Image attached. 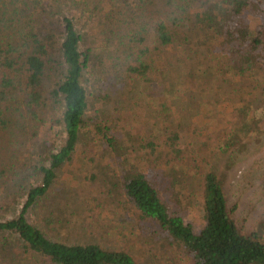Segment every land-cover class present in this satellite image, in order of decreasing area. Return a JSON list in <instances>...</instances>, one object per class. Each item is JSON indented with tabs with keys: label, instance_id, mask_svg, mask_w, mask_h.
I'll return each instance as SVG.
<instances>
[{
	"label": "trees",
	"instance_id": "trees-1",
	"mask_svg": "<svg viewBox=\"0 0 264 264\" xmlns=\"http://www.w3.org/2000/svg\"><path fill=\"white\" fill-rule=\"evenodd\" d=\"M17 1L0 0V264H141L125 246L144 223L192 264H264L263 225L242 232L225 191L229 172L262 144L264 106L230 83L248 78L263 95L264 0H108L101 43L40 1ZM219 119L228 125L216 131ZM90 135L94 150L78 156ZM76 158L97 168L87 177L98 180V205H76L60 181ZM196 184L199 229L182 215ZM112 205L131 224L115 248L96 241L113 239L101 221Z\"/></svg>",
	"mask_w": 264,
	"mask_h": 264
},
{
	"label": "rangeland",
	"instance_id": "rangeland-1",
	"mask_svg": "<svg viewBox=\"0 0 264 264\" xmlns=\"http://www.w3.org/2000/svg\"><path fill=\"white\" fill-rule=\"evenodd\" d=\"M41 5L46 8V12H54L59 17H68L72 19L75 27L79 28L80 34L83 39L88 42L101 43L103 40V34L101 31L107 27L109 19L107 14L113 9V3L108 0H38ZM21 2V0L17 1ZM170 75L164 80L170 79ZM262 76V75H261ZM101 82V81H100ZM254 85L256 82L253 83ZM260 86V84H259ZM264 87V83L261 85ZM238 89L240 93L247 94L249 91L252 93L251 98L253 99L254 106H264V92H260L258 89L253 90L249 85L248 78L245 77H235L230 83V89ZM230 101H224V106H221L222 113H227L230 111ZM148 102L146 101L144 107L135 109L140 113L143 109L148 113ZM109 107V106H107ZM225 110V111H224ZM120 112H124L121 108ZM187 121L189 119H186ZM229 119H219L221 123H217L216 131H220L222 127L228 124ZM194 121V120H193ZM122 123L129 127L131 132L140 131L141 127L138 125V119H124ZM262 126L264 129V119L262 121ZM145 126L144 128L146 129ZM146 132L142 130L139 134ZM206 132H204L205 134ZM262 144L258 151L249 156L246 160L241 161L237 164L234 169L228 174V182L225 185V191L227 194L228 205L233 208V218L237 223L238 227L242 232H251L253 230H259L260 225H263L261 234L264 239V189L262 186L261 175L264 171V134L261 136ZM92 135L89 136L88 140H81L77 148L78 156H90V152L94 149L90 147L92 143ZM205 145V143H203ZM132 145V144H131ZM193 145H185L183 148L191 149ZM130 146V144H129ZM34 150L29 151L28 157L31 159ZM133 152V150H131ZM107 160V159H106ZM91 165L83 168L82 163L76 158L72 164L65 166L61 172V183L63 185L71 186L74 188V192L71 193V197L76 205L82 207L84 200L88 197L92 204L98 205L97 201L94 202L93 199L100 191L98 180H93L87 177L88 173L91 171L96 173L97 168ZM88 178V179H86ZM189 181H192V175L189 174ZM28 181L24 184V188L28 187ZM197 183V182H196ZM195 194L191 199V205L184 209L182 215L185 220L193 225L195 229H199L202 225V198H201V188L198 184L195 185ZM24 190H18V196L23 197ZM57 196L51 195L48 197L47 202L49 204H56ZM60 199H63L61 196ZM110 209H105L106 211L102 214V223L110 224L113 227L112 240L105 241L103 238L97 239V243L104 247L115 248L116 241L121 238L124 240L129 239V231L131 224H123L121 222V215L125 214V211H114V205ZM123 210L124 207L122 208ZM38 210L34 209L30 212L31 221L36 223L39 227L42 226L38 218ZM79 217V216H78ZM81 218V217H80ZM132 218V215L129 216ZM127 229V230H126ZM77 230L73 231L74 236ZM135 234L131 237L133 242L126 244L125 249L132 253L136 259L141 264H192L189 257L183 252L182 249L176 248L171 245L168 240L165 239V235L158 231V227L152 223H144V228L139 226L135 228ZM83 230L79 231V235ZM160 233V234H159ZM121 235H125L122 237ZM72 236L73 240L77 238ZM58 239V237H56ZM81 243L87 241L86 237H79ZM116 240V241H115ZM8 264H17V259L13 258L12 261H7ZM24 264H29L28 261H24Z\"/></svg>",
	"mask_w": 264,
	"mask_h": 264
}]
</instances>
